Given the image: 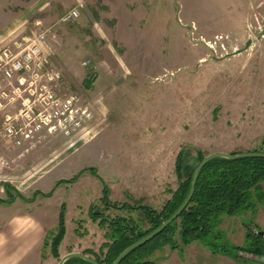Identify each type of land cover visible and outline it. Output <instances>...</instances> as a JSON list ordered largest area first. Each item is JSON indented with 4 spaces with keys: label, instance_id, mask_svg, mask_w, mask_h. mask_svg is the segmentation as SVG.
Listing matches in <instances>:
<instances>
[{
    "label": "rangeland",
    "instance_id": "374dc122",
    "mask_svg": "<svg viewBox=\"0 0 264 264\" xmlns=\"http://www.w3.org/2000/svg\"><path fill=\"white\" fill-rule=\"evenodd\" d=\"M73 8L79 18L62 21ZM37 22L54 29L51 59L68 92L96 111L85 142L44 134L33 144L9 146L0 131L3 198L35 206L40 199L55 216L66 202L68 234L52 264L70 252L94 259L101 253L106 230L91 208L129 214L104 210L106 189L112 202L161 210L179 186L182 150L187 176L199 164L198 152L264 148V0H0V50ZM259 230L264 198L254 211L221 217L219 244L245 246L248 232ZM178 243L150 259L264 264V257L244 251L236 257L222 246L214 251L204 240Z\"/></svg>",
    "mask_w": 264,
    "mask_h": 264
},
{
    "label": "trees",
    "instance_id": "16d2710c",
    "mask_svg": "<svg viewBox=\"0 0 264 264\" xmlns=\"http://www.w3.org/2000/svg\"><path fill=\"white\" fill-rule=\"evenodd\" d=\"M91 82H87L90 88ZM254 152H264V148ZM182 150L176 161V173L179 186L173 191L161 210L149 205L118 203L109 200V191L105 190L102 198L104 210L113 208L129 214L107 215L95 207L91 208L90 215L98 225L106 230L107 241L102 245L100 254L88 250L100 264H113L116 258L130 245L142 239L162 222L167 220L185 201L189 194L195 168L185 176ZM199 163L205 158L198 152ZM198 166V165H197ZM196 166V167H197ZM264 157H246L240 159L216 158L202 169L192 200L186 209L167 228L146 244L130 252L120 264H155L150 258L165 246L179 248L178 239L189 245L194 241L204 240L215 250L222 246L223 253H233L238 257L242 251L264 257V236L256 231H249L245 246H230L219 244L222 233L217 232L221 217L241 215L254 211L259 202L263 201L264 191ZM50 195V194H48ZM132 212L140 213L138 219L131 216ZM66 205L63 204L59 214V224L56 232L51 236V250L56 258L60 257V245L66 234ZM141 218V219H140ZM148 226L144 229L141 222ZM47 243V242H46ZM65 264H91L86 260L75 257Z\"/></svg>",
    "mask_w": 264,
    "mask_h": 264
},
{
    "label": "built area",
    "instance_id": "2783aa9c",
    "mask_svg": "<svg viewBox=\"0 0 264 264\" xmlns=\"http://www.w3.org/2000/svg\"><path fill=\"white\" fill-rule=\"evenodd\" d=\"M79 16L73 8L62 21ZM53 32V27L37 22L0 50V131L9 146L33 144L44 134H62L73 143L93 136L96 111L80 94L68 92L51 59ZM11 105L14 113H6Z\"/></svg>",
    "mask_w": 264,
    "mask_h": 264
},
{
    "label": "crops",
    "instance_id": "0c3cea01",
    "mask_svg": "<svg viewBox=\"0 0 264 264\" xmlns=\"http://www.w3.org/2000/svg\"><path fill=\"white\" fill-rule=\"evenodd\" d=\"M3 197L0 194V264H52L56 258L51 250L50 236L58 228L61 210L55 216L45 204L38 205L40 199L35 206L25 204L27 199L21 197L12 203ZM67 232L66 225L60 253Z\"/></svg>",
    "mask_w": 264,
    "mask_h": 264
},
{
    "label": "water",
    "instance_id": "95a60500",
    "mask_svg": "<svg viewBox=\"0 0 264 264\" xmlns=\"http://www.w3.org/2000/svg\"><path fill=\"white\" fill-rule=\"evenodd\" d=\"M250 43H251L250 41L247 43L246 48H248L250 46ZM246 157H264V152H252V151H250V152L237 153V154L225 153V152H216V153H212V154L206 156L198 164V166L194 170L189 194L186 197L185 201L182 203V205L167 220L162 222V224L158 228H156L154 231H152L151 233H149L148 235H146L142 239L136 241L135 243H133L132 245L127 247L116 258V260L113 262V264H120L122 262V260L130 252H132L136 248L146 244L147 242L151 241L159 233H161L165 228H167L176 218H178L180 216V214H182V212L186 209V207L188 206V204L190 203V201L193 198V195H194L195 190H196V185H197L199 175L207 163H209L210 161H212L213 159H216V158L240 159V158H246ZM258 233L260 235L264 236V231L259 230ZM75 257L82 258L91 264H100L97 260H95L94 258L84 254L83 252H70L61 258V260L59 261V264H65V262L67 260H69L71 258H75Z\"/></svg>",
    "mask_w": 264,
    "mask_h": 264
}]
</instances>
